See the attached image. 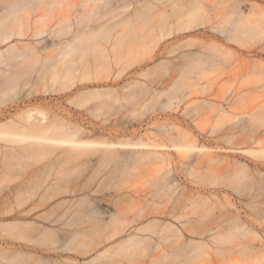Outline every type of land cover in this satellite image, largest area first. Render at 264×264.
<instances>
[{
	"label": "bare ground",
	"instance_id": "obj_1",
	"mask_svg": "<svg viewBox=\"0 0 264 264\" xmlns=\"http://www.w3.org/2000/svg\"><path fill=\"white\" fill-rule=\"evenodd\" d=\"M14 1L15 2L12 1V3H14V4H11L12 6L10 7L11 9L8 11V13H6V15L3 14L4 16L1 14V16H0V42L4 41L6 39H9L12 36H16V35H18V36L32 35L33 37H43L45 35H50L53 38L59 39V41L53 40L52 44L45 46L44 47L45 50H48V49L50 50L45 55L41 54V48L39 46H36L33 44H27L23 47H18L17 45H12V46H9L6 50L0 49V63H3L6 59L11 60L13 57L27 58L29 56H33V59L30 60L29 62H27V65L25 67H28V69L30 71L31 70L33 71V70H35V68H38L40 70V78L44 79L49 75V79L51 80V84L54 87L52 90H54V91H57V89H55V87H57V86H59L61 90L64 88L70 87V86H66L68 83H70L71 85H74L77 82H80V83L85 82L84 80L100 81L101 79L109 78V77L103 78L102 72L107 74V75L104 74V76H109L111 74V72L114 71V68H113L114 64H116V67H118L117 65H119L120 61H123V63H124V60H125L124 58H126L125 52L127 53V56H129L127 58L131 57V60L134 59L133 62L136 59H138V58L135 59L136 56H134V55L139 54V51H140L139 49H141V50L143 49L144 52L146 50V53L149 54V55L144 54V56L148 57V56H151V54H152V49L150 47V44H152L153 41L149 42V40L147 38H146V41H144V39L141 41L146 42L147 45H148V43H150L149 47L151 49L150 50L151 53H150V51H148L149 53L147 52L146 44H141L143 48L141 47V45L139 44V42H140L139 40H138L139 42L137 41L138 42L137 44L134 43V45L136 44L137 46L132 45L130 47L131 44L130 45L128 44V46H125L126 44L124 42L119 41V39H121L120 37H123V35H124L123 32H121L123 35H121V33L120 34L118 33L115 36V40L118 41L119 43H117L115 40H114V42H115L114 44H112V42H111V37H112L111 34H112V32L116 31L115 28L119 27V25L121 24L120 21H122V23L125 22V23H123L124 25L126 24V21H127L128 23L126 25H128V26L131 23L132 14L129 13L130 11L128 13H126L127 15H125V17H124V19H126V20H122L123 14H125V13L121 10L122 9L121 7H125L126 5L130 4L131 1L129 2L127 0H83L82 1V7L78 8L76 10L77 12L75 15L76 16L75 19H72L70 17H63V18H60V20L57 23H53L54 19L51 18V13L53 12V10L56 7H60V6L65 5V2L67 0H14ZM137 1L141 5L139 3L138 4L142 7H141V9L137 8L136 9L137 11L135 10V12H136L135 16L139 20L138 22L137 21H135V22H137L139 24L143 22L142 24L147 25L148 23H152L155 21L152 19H156V17L162 16V21L159 20L160 24L159 23L157 24V25H159L158 26V34L155 35L156 37L154 36L155 37L154 42L157 43V45L155 44L156 46H154V44H153V47L154 48L156 47L155 49H157L160 42L164 38L173 37V36L177 37L176 35L179 33L191 31L192 29L195 28V26L193 25L194 23L196 24V22H198L202 19H205L206 17L208 18V21L209 20L211 21L212 18L210 16V13L212 10H214L213 12L216 13L215 17H214V20H215V18L218 17V15L221 16V14L219 13L220 10H221V12L224 10L221 7L224 5L226 6L227 2L228 1L231 2L232 0H218V1L217 0H210V2H208L209 0L208 1L207 0H193L194 2H192L190 4L187 3L188 9L186 11H185L186 4L184 2H181L182 4L179 3L181 1V0H179V2L176 4L182 5L183 8H185V9L180 10L178 17L175 20H172V19L174 16H177V15L172 14L173 13L172 9H171L172 10L171 12H169V11L166 12V10H167L166 9L165 11L160 10L161 11L160 13L158 11L156 13L155 9L158 10L157 8H159V6H158L159 4L156 6V4L153 3V1H151V0H137ZM154 1H157V0H154ZM162 1L163 0H161V2ZM167 1H169V0H165L166 4H167ZM190 1H192V0H190ZM122 2L124 4H123V6H120V3H122ZM157 2L161 3L160 1H157ZM230 2H228V4ZM235 2H236V4L234 5ZM235 2L232 1V3H231V5L233 4L232 6L234 8L231 5L226 6V8L231 7L233 10L231 9V11L229 12L230 14L225 13V12H228L229 10L223 11V13H225L224 14L225 18H223V20L221 22H217L218 27H217V25H216V27L218 29H215V30L222 32L223 34L225 33L228 36V38H232V39H240L242 36L244 37L245 34H247L249 32H255L256 30H260V26H259L260 22L259 23L256 22V24H252L255 20H257V18L254 21H253V19L251 20L250 15H252V14L251 13L249 14L248 12L245 13L244 10L241 8V3L245 2V1L244 0H236ZM220 3H222L223 5L221 4L222 5L221 6ZM168 4L170 7L173 6L171 4L176 5L174 3V0H171V4L170 3H168ZM168 4H167V7H168ZM183 4H185V5H183ZM251 4L253 5V3H251ZM180 5L176 6L175 8L182 9V7H180ZM210 6L212 7L211 9H210ZM118 7L121 8L120 10L123 13L120 10L119 11L122 13V15L120 12H118V9H119ZM155 7H157V8H155ZM115 8L117 9V12L119 14L116 12L114 14H117L119 17L121 16L120 17L121 20H118L119 17L117 19L115 18V21L117 20L118 22H112L113 20L111 17H110L111 18V21H110L109 16L107 17V19L105 18V16L109 15L110 12L112 13V12L116 11V10H114ZM175 8H174V10H176ZM217 9H218V11H217ZM199 10H203V11L201 13H198ZM258 10H259V8H258ZM183 11H185V12H183ZM34 12H36V15H34ZM251 12H253L252 9H251ZM129 14H131V16H129ZM172 15H173V17H172ZM222 16H223V14H222ZM112 17H113V15H112ZM133 17H134V15H133ZM152 17H155V18H152ZM95 18H102V20H101L102 23L101 22H100V24L96 23V24H98L97 26H96V24H95V26L88 25L89 22L93 21ZM103 18H105L104 23H103ZM127 18H130V19H127ZM198 19H200V20H198ZM88 20H89V22H88ZM128 20H130V22ZM141 20H143V21L140 22ZM144 20H145V23H144ZM148 20H150L152 22H150ZM86 21L88 22V24L85 23ZM105 21H110L112 24L109 22L107 23ZM147 21H148V23L146 24ZM208 21L202 20L201 25H203L205 22L208 23ZM251 21H253V22L251 23ZM133 22H134V20H133ZM115 23H116V25H117V23H119V25L117 27H115L116 26ZM257 23L259 24L258 25L259 27H257ZM262 23H264V20ZM123 24H121L120 27H123L124 26ZM139 24H138V26L141 25V24L140 25ZM145 25L143 27H145ZM254 25H256V27H254ZM138 26L137 25L132 26V29L133 28L136 29V28H138ZM150 27H151V25H150ZM262 27H264V24ZM30 28L32 30L31 31L32 34L29 33ZM125 28L127 30L129 29V31H130L131 27L130 28L129 27L123 28L124 33L128 34V35H126V37L124 36L123 38L128 39L127 36H130L131 34L129 31L125 30ZM144 29L146 30L147 28H144ZM149 29L150 28H148V31H149ZM151 29H152V27H151ZM111 30H112V32H111ZM261 30H262L261 32H263V29H261ZM152 31H155V28H153ZM141 32H142V30H141ZM155 32H154V34H155ZM149 33L151 34L152 32H149ZM118 35H121V36H118ZM135 35L137 36V33H135ZM140 36L141 35L138 34L137 37H140ZM118 37H119V39L117 40ZM149 37L151 39V36H149ZM143 38H144V36H143ZM152 39H153V37H152ZM193 39H195V38H193ZM232 39H230L229 41H231ZM121 40H124V39H121ZM129 40H130V37H129ZM147 40H148V42H147ZM190 40L192 41V38ZM190 40L189 41L187 40V43L191 42ZM127 41L128 40H126V42ZM130 41H128V43H130ZM120 42H122V44ZM213 42H216V41H213ZM213 42H210L209 45L205 46V49L206 48L209 49V50L206 49L207 52L187 51V53L186 52H185V54L183 53V55H184L183 58H185V60L182 58L184 60V64L181 61H178L176 64L174 63V62H176V60H179V59H177L178 56H165L167 54V52L165 49H161L162 48V45H161L158 52L157 53L154 52L155 54L153 57H155V58L158 57V58H163V59L160 60L156 64L154 63L155 65L153 64L154 65L153 67L149 66L148 67L149 70L146 69L145 71H147V70L150 71V69L153 70L154 67H157V68L160 67V69H164L162 67L169 66V68L168 67L165 68V70H166V69H170L173 65H174L173 68L174 67L176 68L177 66H179L178 64L181 62L180 65L183 64L182 67L180 66L183 70V73L181 75L182 78L186 77V75H188V74H193L196 70H200L201 72H203L206 68H208V67H206L208 65L207 61L212 60L215 64H219V63H221V61L218 58H220V57L223 58L224 56L226 57L227 53L221 52L222 49H225V47H224L225 45L223 46L221 43L217 44V42L215 44H211ZM181 43L182 42H180V44ZM138 44L140 46H138ZM194 44H195V42L193 43V46L196 45V44L195 45ZM123 45L126 48H124ZM191 45H192V43H191ZM175 46H174V48H175ZM184 46H185V44L183 45V47ZM208 46H210V47H208ZM119 47H121V49L123 51L125 49V51L123 52ZM138 47H139V49H138ZM154 48H153V50H154ZM174 48L172 50V54H174L177 51L176 48H175L176 50L174 51ZM184 48H186V47H184ZM187 48H188V46H187ZM228 49H229V47H228ZM7 53L9 54L8 55L9 57L6 55ZM142 54H143V52H142ZM142 54H141V56H142ZM132 56H134V58ZM4 57H7V58H4ZM153 57L151 58V60L153 59ZM127 58L125 61L126 62L128 61V64H129L130 59L127 60ZM139 58L141 59V62H144V59H142L141 57H139ZM138 60H136L135 62L138 63L139 62ZM126 62H125V64H126ZM132 64H134V63H132ZM171 64H173V65L170 66ZM205 64H206V66H205ZM215 64L212 66L209 63L208 66L210 67V65H211L212 67H214V66H216ZM120 65H122V64L120 63ZM123 66H127V65H123ZM22 67L24 70L25 67L24 66H22ZM92 67L94 68V70L96 69L95 70L96 73L94 72L95 74H94L93 78L91 77L92 76V70H93ZM128 67L130 68V66H127L126 68H128ZM89 68H91L90 69L91 71H89ZM112 68H113V70H112ZM28 69H26L24 72H20V71L4 70V69L0 68V74H1L0 75V99H3L4 102H6L7 99L17 100L16 97L19 94V89H18L19 86L21 84L25 85L26 83H28V81L31 80V79H29L31 76L25 77L26 73H28ZM124 69H125V67L122 70H124ZM109 70H111V71H109ZM119 71H121V69ZM145 71H143L142 74L140 73L141 76L142 75H144V76L148 75L147 72H145ZM109 72H110V74H109ZM23 74H25V75L22 76ZM142 85H141V87H142ZM179 85L180 84H175L172 86L171 95L168 97V99L161 100L160 101L161 105L159 104L160 102L158 104L156 103L157 105L161 106V108H160L161 110H164L163 108H169L170 110L171 109L176 110L178 108V106L181 104V102H183L182 98L176 99L177 98L176 89ZM144 87H146V86H144ZM144 87H143V89H144ZM48 90L49 89H46V91H48ZM101 91L102 90L99 87H97V88L92 87L86 91L80 92V94H78L79 98L76 95V96H74L73 99H76L78 101V99H80V97H83V95L85 96L86 93H93L92 95L94 97H100V96L102 97L103 94ZM143 91L146 92V90H143ZM147 92H149V91L147 90ZM140 94L141 93H139V95ZM133 95L136 96V93H133L132 96ZM123 96L128 97V96H130V94L128 93L127 95H123ZM117 98H118L117 100H119V97H117ZM73 99L71 101H74ZM91 100H93V102H94L95 99H91ZM101 100L104 101V99L99 100L100 104H98V106L100 105V107H101V102H102ZM110 100H112V99H110ZM125 100H123V101H125ZM145 100H147V99H145ZM145 100H143V102L146 103L144 105L138 99V104L141 103L142 106L140 104L141 107L140 106L139 107L141 109L139 110L138 109L139 107H138V108H136V111H137V109L139 111H141V113L138 111V113L141 115V117H144V114H145L144 113L145 111H143V110L146 108L148 110L147 103L150 101V99L148 101H145ZM154 100L156 101L157 99H154ZM84 101H86V99H83L82 101L80 100V102H82V105L83 104L85 105L88 103V99H87V103ZM96 101H98V100L96 99ZM96 101H95V105L92 106L93 108L96 107V105H97ZM105 101H106V103L108 102L107 100H105ZM113 101H114L113 103L115 104L116 103L115 99H113ZM132 101H133V99H132ZM89 102H90V99H89ZM133 102H131V103L133 104ZM152 102H154V101H152ZM152 102H149V103L152 104ZM131 103H129V104H131ZM135 103H137V99H136V102H134V106H135ZM208 103L211 105L210 101L209 102L207 101L206 104H208ZM107 104H109V103H107ZM116 104H118V103H116ZM116 104L114 106H116ZM209 104L207 106H209ZM119 105H121V104H119ZM199 105H201V104H199ZM263 105H264V103H263ZM103 106H105V105H103ZM121 106L126 107L125 104H124V106L123 105H121ZM187 107H189V106H187ZM251 107H252V105H251ZM155 108H154V110H156ZM247 108H249V107H247ZM196 109H197V107H196ZM154 110L152 108V111H154ZM191 110L192 109H190V112H191ZM200 110H199V112H200ZM223 110H225V109H223ZM258 110L261 112L260 109H258ZM148 112H149V110H148ZM190 112H188V113L190 114ZM199 112H197V113H199ZM226 112H228V111H226ZM262 112L264 113V110H262ZM133 113H136V112H133ZM142 113H144L143 116H142ZM183 113H185V112H183ZM197 113H196V115H197ZM223 113H224V115L226 114L224 111V112H222L221 115H223ZM139 114H137V115H139ZM227 114L225 116L229 115V114L228 115ZM247 114H249V113H247ZM254 115H255V112H254ZM256 115H258V114H256ZM234 117H236V116L234 115ZM192 118H193V116H192ZM194 118H196V117H194ZM221 118H223V117H221ZM248 118H250V117H248ZM67 121L68 120H66L65 116L60 115L57 112L49 113L48 111H46L45 109H42V108H26L23 111L19 112V115L17 116V118H8L4 122L2 120H0V171L3 172V170L6 167V169L4 171L8 170L10 172V170H11L13 172L15 170L16 174L18 173V175L20 176V179H18V177H17V179H14V180H17L15 183L18 182L17 186H14V187H16L15 188L16 189L15 196L12 195L14 197V199L11 200V198H13L11 196H9L11 198L6 197L9 194H7L6 196H3V199L6 197V199L7 198L10 199V201L8 200L9 203L8 202L4 203V204H7L6 208L0 209V258H1L0 264H143L142 262L146 257H151L152 255L154 256V254H155V259H156L155 261H157V264H165V263L181 264V262L179 263V260H181V259L178 260V257L181 258L182 255H178V251L181 253L183 248L186 247L187 245H188V247H191V246L194 247L193 246L194 244L196 245L195 247L198 246V248H196L197 250L194 252L200 253L199 255L201 256V255H203V253L201 254L202 249L199 252V250H200L199 243H203V244L205 243L204 244L205 247H209L207 245H210V242L213 243L214 245H216L215 243L223 244V243H225L224 240H227L228 241V242L226 241L227 244H229V243L231 244V242H232L233 247L236 244L239 247L238 248L237 246H235L237 248L234 247L233 248L234 250L229 248V249H231L229 252H231V251L235 252V250H237V252H240L238 254H242V253L245 254L243 251V248H244L243 246L246 245L245 242L244 243H242L243 241H237L236 242L237 239L235 240V238H232V237H236V236L238 237L239 235H241V236L243 235V237H238V238H240V239L241 238L242 239L247 238L249 242L253 241L255 239L258 240L256 237H258L259 240L264 239V238H260L261 236L259 235V233L256 230H253L252 227H251L252 229L250 227H247L246 223H244L241 219H237L238 218L237 216H236L237 218H235V216H234L235 214H233L232 211H231V214H232V217L234 216L233 220L235 219V221L231 222L232 219H230V220L224 219L223 220V222H225V221L227 223L230 222L229 225L227 224V227H228L227 230L228 231L226 230V227L223 228V226L220 223H217L216 226H213L214 220L216 219L215 214H216L217 208L214 209L215 208L213 205L214 202L209 197V194H207L206 192L197 191L196 193H198V194L196 197L195 196L193 197L194 192H192V193L190 192V194H192L193 199L190 197L187 198L186 196H188V195H186L185 196L186 198H185L183 193H182L183 196L181 194H179V192H181V191L186 192L185 191L186 186H185V188H183L184 191L181 190L180 189L181 185H180L179 181L171 175L172 169H171V171L170 170L167 171V169L164 171L165 168H163V162L166 163L167 158L165 156V152H163L161 149H165L166 147H168L167 145L155 143V142H151V141H145L141 138H139V140H134V138H132V137H129L123 141H113L112 139L108 140V139H106V137L105 138L101 137L102 138L101 140H99V139L97 140L96 135H98V134H96L95 131H93L95 137L92 134H91L92 137L91 136L88 137L89 133H92V131L85 130V128H83V126L78 124V123L71 124L70 122H67ZM234 123H237V122H234ZM246 123H248V121H246ZM155 124H153V125H155ZM158 124L159 123H157V125ZM237 124H235V125H237ZM254 124L257 125L255 122H254ZM222 125L225 126L224 124H222ZM235 125L231 126L232 128L228 127L226 130L230 129L229 131H232L231 129H234ZM219 126H217L215 128L217 129ZM238 126H240V125L238 124ZM160 127H161V130L163 133L170 136L169 137L170 139L173 138V140H174L175 138L180 137L181 139L184 140V142H180L181 140L176 141V139H175V141H172V139H171L172 144L175 142L173 144V146H174L173 148L176 149L177 151H179L178 153L183 155V158L186 157V159L189 158L191 160L193 157L192 158H190V157H191V155L194 156V153H195V152L193 153L194 150H197V152H199V153L201 152L200 154H202L203 157L205 156V154H207V157H204L205 159H207L209 157L211 160H213L215 158L211 154L212 149L210 147L204 145L203 142H202V144H199V143L197 144V142H199V141H195L196 143H194L192 141L193 139H191V138H190L191 140H189L188 142H185V138L187 137V135L190 134V133H188L189 130L187 131V129L186 130L184 129V131L182 132L180 130L182 128L181 126L173 127V125H172V126L168 127V125H166V124H162ZM242 127H243V124H242ZM244 127H245V125H244ZM246 127H248V126H246ZM246 127L242 128V129L239 128V130L240 129L242 130V131L241 130L240 131L243 132V135H244V132L246 131V129H247V132L250 131L252 133L253 132L258 133V131L261 129L260 128L259 130L256 131V129H253L254 127H252V126L248 127V128H246ZM183 128H182V130H183ZM236 128L237 127H235V130L237 131ZM249 128H251L253 131H251V129H249ZM255 128H257V127L255 126ZM179 130H180V132L178 133L177 131H179ZM87 131H89V133ZM186 131L188 134L186 133ZM240 131H238V132H240ZM235 132H232L233 135L230 134L231 135L230 137H232V140L234 139L233 137L234 136L236 137V135H237L236 134L237 132L236 133ZM250 132H248V133H250ZM150 133H152V131ZM210 133H213V132H210ZM215 133H217V132H215ZM192 134H190L189 137L192 136ZM253 134H252V136H253ZM180 135L184 136V137L186 136V137L183 138ZM255 135L253 136V138L255 137ZM189 137L186 139H189ZM242 137H243L242 134H240V139ZM247 137L245 136V138L243 140L244 142L241 141V142L245 143V145H247L248 143H251V141L249 142V140H251L252 137H250L249 135ZM249 137H250V139H249ZM260 137H258V139ZM262 137H263V135H262ZM196 139L198 140L197 137L196 138L194 137V140H196ZM246 139H248V141ZM255 139H252V140H255ZM261 139L262 138H260V140ZM263 139H264V137H263ZM263 139L261 140V142L259 140L256 142V143H258V146H259V144H260V146H263V149L258 150V149L248 148V149H243V150H245L247 153L252 152L253 155L250 154L252 156H255L256 155L255 153H257V152H258L257 153L258 155H259V152H260V154L263 153L264 152V145H261L262 143H264ZM154 140H155V138H154ZM177 140H179V138H177ZM245 140H246V142H245ZM1 141L2 142L5 141L6 144L4 145L3 143H1ZM235 141H237V140H234L233 142H235ZM228 142H229V140H228ZM233 142L231 141V144ZM232 145L234 146L237 144L234 143ZM238 147H239V145H238ZM121 148H125L128 150L125 152H121L120 151ZM219 148H220V150H223V149H221V147H219ZM202 151H204L205 154H203ZM212 153H214V152H212ZM196 154L197 153H195V155ZM198 156L199 155L197 154V156H195V157L197 158ZM46 157H49L48 162H46V163L43 162L44 164H41L40 162L42 159H48ZM217 157H218V155H217ZM195 159H193V160H195ZM199 159H202V157L198 158V160ZM223 159L215 158L214 160H216V162L211 161L212 162L211 164H213V166L210 165V167H214V163L216 165L219 163V165L222 167V164H220V161H221V163H223L226 158L224 160ZM228 159H229V156H228ZM228 159H226V160H228ZM261 159H263V158H261ZM193 160H191V161H193ZM71 161H74V163L77 162V164H76L77 166L76 165H75L76 167L73 166V169L75 168L74 171H73V169L70 170L71 173L74 172V173H72V176L74 174L78 173V175H75V176H81L82 175L83 179H80L81 177H78L77 180L73 181L74 183H72V181H65L66 184H64L63 183V176L66 175V172H65V169L61 166V164L65 163V162H71ZM155 161H159V162L163 161L162 163H160L162 165V167L158 162L157 163H158V166L161 167L159 170L161 171V169L163 168V171L165 173H162V172L155 173V175H157V174L158 175L155 177L153 175V177H154L153 178L152 172H151L152 169L150 170L148 165L144 166L142 164H145V162L152 163ZM203 161H205V160H203ZM206 161L208 162V159ZM230 161L231 160L229 159V162ZM233 161H235V159ZM135 162L137 164H139V162L142 163V164H139V165H141L140 167L138 165V167H136V169L134 168L135 170H137V168L138 169L142 168V166L145 168H147V167L149 168L146 171L143 170V172H147L150 170V175L148 174V176H149V179L151 177L153 179L151 178L152 182L149 181V182H151V183H149V184H151V187H148V189L152 188V191H150L152 193H149L148 196L151 197L154 194L153 197L156 198V195H157L156 200L165 198V200L168 202V204H170L169 207H167L166 205H168V204L165 205L163 203V201H160L159 203L158 202L156 203L153 201V203L150 204L148 201L149 198L144 196L145 197L144 204L149 203V205L143 206V204H142V206H141L138 203L135 204V206L133 207L134 210H135V207L136 208H137V206L138 207L140 206V207L138 209H136L135 211H133V212H135L134 214H133V212L129 213V214H133L132 216H129L126 214L127 211L125 212L122 207H120L121 209H119L115 205L117 210L113 211V210L109 209V207L107 208L108 209L107 210L105 208V206H103L101 204L102 201L108 202L107 203L108 206H109V204L110 205L112 204V206H113L115 203H118V202H116L114 196L111 194V190L115 188L116 184H117L116 187H118L121 180H122L121 183L126 181V180H127V182L131 181L130 179L132 178L131 176L133 174H129V172H131L132 171L131 169H133V168H130L129 164H131V165L134 164V167H135V165H137V164H135ZM225 162L223 164L226 165L227 161H225ZM240 162L239 163L237 162L236 166L234 165L235 169L239 168V170H240L241 166H238V164H240ZM37 163L40 164L39 168H38V166H34V165H38ZM157 163L153 164L154 167L157 166ZM88 164L89 165L91 164V166H92L91 167L92 170H90L91 171L90 173L88 172L87 174H85L86 167L83 170L84 173L82 170H81L82 173L79 172V170L77 172L76 168L79 165L80 166L78 167V169H80V167L82 165L85 166ZM207 164H209V162ZM229 164L226 165L224 168L228 169V171L230 172V171H232L231 162ZM244 164H246V165H244ZM244 164L242 163L243 166L241 167V169L243 172V176L245 178V175L247 176V174H249V173L245 174L244 172H247L248 169L250 168V166H247L248 165L247 163H244ZM165 165H164V167L169 165V163L166 166ZM151 166H152V164H151ZM186 166H187L186 170L188 168L189 169L192 168V167H190V164L186 165ZM229 166L231 168H229ZM245 166H246V168H243ZM7 167H9V168H7ZM170 167H172V166L169 165V168ZM221 167L219 168V170L223 168V167L222 168ZM226 167H228V168H226ZM16 168H18V170ZM156 168L154 169V171L157 170ZM224 168L221 170V172L217 169L220 173L218 171H215V172L213 171L214 173L212 172V176L214 177L215 175H213V174H215V173L217 174V172H218V175L219 174L222 175L223 172H226V174H225L226 178H222V180L225 179V180L229 181V179L230 180L232 179L231 182L233 181V183L230 184V182H228V184H229V186L232 184L235 186V184L238 180L237 178L240 177V172L238 171V173H237V171L236 172L234 171L235 169L233 170L232 174L234 176L236 173V175L234 177L237 179L234 182V179H233L234 177L230 178V177H232V175L228 179V177L226 176L228 171H223V170H225ZM28 169H31V170L29 171ZM193 169H194V167H193ZM54 170H56L57 172H55ZM129 170H131V171H129ZM203 170H204V168H203ZM8 171L5 173L10 174V173H8ZM154 171H153V174H154ZM210 171H212V170L210 169ZM15 172H13V174ZM187 172H189V174H190V172H192V171L187 170ZM258 172L260 173V174H258L260 176L262 173H264L263 171L262 172L258 171ZM5 173L3 175H5ZM140 173L141 172H139V174ZM208 173H210V172H208ZM101 174H103L102 175L103 179L101 178L102 182L104 180H106V181L103 183L99 182L100 183L99 186L105 184L106 187H108V189H106V191H104V188H106L105 186L104 187L102 186L103 188L102 187L100 188L99 186H97L96 178H99L101 176ZM125 175H126L125 178H127V179L123 180V177ZM128 175H129V178H128ZM141 175H142V173H141ZM218 175L215 176V178H214L215 180H216ZM263 175L264 174H262L261 177H264ZM133 176H135V175H133ZM205 177L206 176H204V178L201 177L200 180L205 179ZM119 178H121V180ZM253 178H257V177H253ZM67 179H68V177H67ZM107 179L110 180L109 183H108ZM149 179H147V180H149ZM12 180L13 179H10V181H8V182H5V181H7V180H5L3 182H5V185L6 184L9 185L8 183L11 184L14 181V180L13 181ZM217 180H216V182H217ZM249 180H252V178ZM259 180H261L262 183L264 182L263 178L259 179ZM206 181L207 180L205 179V182ZM209 181H210V179H209ZM209 181H208V183H209ZM214 181H213V183H214ZM67 182L68 183L70 182L71 185H67L68 184ZM118 182H119V184H118ZM246 183L249 184V183H251V181L249 183L247 181ZM0 184L2 185L1 182H0ZM226 184H224V186L228 187ZM238 184H236V185H238ZM233 185H232V188H233ZM258 185H261V184H258ZM2 186H1V189H2ZM243 186H245V185H243ZM243 186H241V187H243ZM247 186H245V187L247 188ZM110 188H112V189H110ZM119 188H120V186H119ZM148 189H147V191H148ZM235 189L237 190V188H235ZM10 190H9L10 193L14 192V191H12L13 190L12 188H10ZM100 191L105 192L103 194V196H101V197L92 196V194L93 193L95 194L96 192H98L100 194ZM242 191H244V189ZM242 191L239 190V192L243 193ZM252 191L254 192L253 189H252ZM256 192H257V190L254 193H256ZM80 193H83V196L81 195L82 197H76ZM98 193H96V194H98ZM204 193L206 194V196H204L205 198L202 197L203 201H201L199 196H202ZM251 194H249V195H251ZM263 194H264V192H263ZM263 194H261V195H263ZM225 195L226 194L224 193V196ZM252 195H251V197L254 198L255 196L254 195L252 196ZM67 196H69V197H67ZM189 196H191V195H189ZM213 196L215 197L216 195H213ZM181 197H183V199H184L183 201L181 200L182 202H185V200L188 199L187 202H190V203L188 204L187 202H185V204L182 205L183 203H181V202L179 203ZM216 197H218V196H216ZM195 198L200 200L199 203L195 202L197 200ZM261 198H259V199H261ZM145 200L148 201V203H145ZM229 200H231V198H229ZM207 201L212 202V203L211 202H209V203L212 204L210 207H212V208L214 207L213 212H212L211 208L206 209V206L209 204ZM252 201H253L252 203L250 202L251 205L254 204L255 200L252 199ZM262 201H264V200H262ZM167 202H165V203H167ZM230 202L232 203V201H230ZM260 202L261 201H259V203ZM176 204H180V208H181V206H183V207L181 209H179V207H177ZM200 204H202V207L205 206L204 207L205 209L202 207L200 208V211L203 210L202 212L198 211L199 210L198 205L201 206ZM203 204H204V206H203ZM248 204L249 203H247V207H249ZM255 204H256V202H255ZM220 205H221V203L217 207H218L219 211L222 210L221 213L224 211L229 213L228 210L223 211L225 206H224V208H220ZM3 206H5V205H3ZM3 206L0 204V207H3ZM142 207H144V208H142ZM145 207H149L148 210H147V208L145 209ZM221 207H223V206H221ZM234 207H236V206H234ZM252 208L253 207H251L250 209H252ZM225 209H228V208H225ZM105 210H107L109 212H105ZM209 210H211V211H209ZM260 210H264V209L259 208L258 210L256 209L255 211L260 212V214L259 213L258 214L260 216H262L263 214H261ZM221 213L216 215V217L218 216V219H220L219 217L224 218V216L227 215V213H226V215L222 214L223 216H220ZM194 214L199 215L200 218L198 219L196 217V215L194 216ZM229 215H230V213H229ZM229 218H230V216H229ZM236 220H237V222H236ZM238 220L240 222H242L241 225H240V223H238ZM231 223L237 224V226L234 224L235 225L234 227H236V228H233V225H231ZM220 225L222 226L223 229H225L227 231V232H224L226 234H222L223 231H225V230L220 229L221 228ZM182 227H184L186 230H189V231L192 230L193 232H195L194 235H202V237H204V238L206 235L208 237L209 236L210 237H209V239H206L205 241L200 240L198 243L197 242L193 243V241H195V239H193V240L191 239L190 243L192 245L190 243H189L190 244L189 245L186 240H185L186 242L183 241L184 240L183 239L184 229ZM215 228L222 231V233L219 230H218L219 231L218 232ZM214 229L217 231L218 234L214 233L215 232ZM229 230H231V231H229ZM149 232H151L152 234H150ZM96 236H98V237L96 238ZM244 236H246V238ZM248 236H249V238H251V240L248 238ZM252 238H254V239L252 240ZM181 239H182L181 242H183V244L185 243L187 245H183L182 243L181 244L178 243ZM185 239H186V237H185ZM232 239H234L235 242H234V240L232 241ZM188 240H190V238ZM220 240H222V242H220ZM165 243H167V244L170 243V244L165 247ZM260 243L262 244V241L259 242V245H258L259 247H260ZM203 244L200 246H203ZM241 244H243V245H241ZM254 244L257 245V243H254ZM100 245H102L103 248L99 249ZM180 245H181V247L183 245V247L181 248L182 250L179 249ZM256 245H255V248L257 251ZM218 246H220V244H218ZM221 246H226V244H223ZM240 247L242 248V250L238 251V249H241ZM247 247L250 250V251L247 250V252L249 251L250 254L247 252L246 253L249 255L252 254V256L247 257V255H246V257L250 258V259L258 258V257H256V258L253 257V255L258 256V255H255L256 251L254 249L251 250V248H254V246L252 247L251 244L249 245V243H247L245 248H247ZM216 249L217 248H215V250ZM218 249L219 250H216V252L218 251V253H220L221 248H218ZM188 250L189 249H186V251H188ZM161 251H163V253H160ZM252 251L255 253H253ZM189 252H192V251H189ZM206 252L207 251H205L204 253L210 254L209 252H207V253ZM182 253H183V251H182ZM262 253L263 254L261 255V251L259 253L257 251L256 254H259V256L260 255L263 256L264 252H262ZM187 254H188V252L185 255H187ZM185 255H183V256H185ZM188 255H189V257L191 256V254H188ZM199 255H198V257H199ZM195 257H197L196 254H195ZM258 259H260V258H258ZM153 261L154 260H152L150 262V264H153L152 263Z\"/></svg>",
	"mask_w": 264,
	"mask_h": 264
},
{
	"label": "rangeland",
	"instance_id": "obj_2",
	"mask_svg": "<svg viewBox=\"0 0 264 264\" xmlns=\"http://www.w3.org/2000/svg\"><path fill=\"white\" fill-rule=\"evenodd\" d=\"M12 1L15 2L14 0H0V16H1V14L2 15L3 14L6 15V13H8V11L11 9L10 8L12 6L11 4H14V3H12ZM82 1L83 0H67L65 2V5L60 6V7H56L53 10V12L51 13V18L54 19L53 23H57L60 20V18H63V17H70L72 19H75V17H76L75 15H76V12H77L76 10L78 8L82 7ZM127 1H129V2L131 1V3L128 4V5L125 4L126 6L125 7H121L122 9L118 7L119 8L118 12H120L122 10L125 13V14H123L122 20H126V19H124V17H125V15H127L126 13H128L130 11L129 13L132 14L131 23L128 26V25H126L128 23L126 21V24H125L126 26H125L123 24L125 22L122 23V21H120V23L124 25V26L122 25L123 27H120L121 24L119 25V23H117V25H116V23H115V25H116L115 27H117L118 25H119V27L115 28L116 29V31L114 30L115 32H112L113 29L111 30V32H112V34H111L112 35V37H111L112 44L115 43L114 42L115 36L118 33L120 34L121 32H123L124 35L121 33V35H123V37L124 36L126 37V35H128V34L124 33V29H123L124 27H129V28L131 27V29H132V26H136V25L138 26V24H139V23H137L139 20L135 16V13H136L135 10L137 8L141 9V7H142V6H140L141 4L137 0H127ZM151 1H153V3H155L156 6L159 4L158 6H159L160 9L155 7V8L158 9V10L155 9L156 13H157V11L160 13L161 11H165L166 9H167L166 12L167 11L171 12L173 10L172 14L173 15H177V16L173 17V15H172V17H173L172 20H175L178 17V15L180 13V10H184L185 9L180 4L179 5H180V7H182V9L175 8L176 6H179V5L176 4V3L179 2V0L178 1L174 0V3L176 5L171 4V0L167 1V4L170 3L171 5H173L171 7L169 6V4H168V7H167V4H166L165 0H163L165 3L163 1L161 2V0H157V1H160L161 3L157 2V1H154V0H151ZM187 1L186 0H181L179 2V3L184 2L186 4L185 11L188 9L187 8V3L190 4V3L194 2L193 0L192 1L187 0ZM232 1L235 2L236 0L235 1L232 0ZM232 1L231 2L228 1L230 3L228 4V2H227L226 6H230ZM244 1H245V2H243L244 4L241 3V8L244 10L245 13L248 12L249 14L250 13L252 14V15H250L251 20L253 19V21H254L257 18L258 21L257 20H255L254 22L251 21V23L253 22L252 24H256V22H258V23L260 22L259 23L260 25L257 23V27L260 26V30H256L255 32H249V33L245 34L244 37L242 36L240 39L228 38V36L225 33L223 34L222 32H219V31L215 30V29H218L217 28L218 27L217 22H221L223 20V18H225L224 14L225 13H229L231 11V9H232L231 7L230 8L228 7L229 9L226 8L225 5H224L225 7L222 6L223 2L220 3V5L222 4L221 5L222 7L220 5L219 6L224 9V10L222 9L223 11L229 10L228 12L223 13V11L221 12V10H220L221 8H220L219 9L220 10L219 13L221 14V16H219L217 14L218 17H216L217 19L215 18V20H214V17H215L216 13L213 12L214 10H212L211 13H210V16L212 18L211 21L210 20L208 21V18L206 17L205 19H202V20H205V21L207 20L208 23L205 22L203 25H201L202 24L201 23L202 20L198 19L200 21L197 20L198 22L195 21L196 24L195 23L193 24L195 26L194 29H192L189 32L179 33V34L176 35L177 37L173 36V37L164 38L160 42V44H159L157 49H155L156 47L155 48L153 47V44H154V46L157 45V43L154 42L155 41V37H156L155 35L158 34V26L159 25H157V24L160 22L159 20L162 21V16L161 17L160 16H158V17L155 16L156 19H152V20H155L154 22L148 20V21L153 23V24L152 23H148V21H147L146 24L148 23L149 24V25L147 24L148 26L145 25V24H142L143 20H141L140 22H142V23H140L141 25L139 24L140 25V26H138V28L140 27L139 29L135 27L136 29L133 28L132 30L130 29V31H129V29L127 30L125 28V30L129 31L131 35L129 34L130 36H127L128 39L120 37L121 39H124L125 41L119 39V37L117 38V40L119 39V41L124 42L126 44L125 45L123 43L125 46H128V44L129 45L131 44L130 47L132 45H134V43L137 44L140 41L139 42L140 45L141 44H146L147 52L152 49V54H151V56H148V57L144 56V54H146V55H149V54L146 53V50L144 52L143 49L141 50L138 47V49L140 50L139 51L140 55L139 54H135L134 56H136L135 59L136 58L139 59V60L138 59H136V60H138L140 63L138 61H137L138 63H136L135 62L136 60L133 62L134 59L131 60V57L127 58L129 56H127V53L125 52V54H126L125 56H126L127 60L130 59L129 60L130 63L132 62V63H134V64L136 63V64L135 65L132 64V63L128 64V61L126 62L125 61L126 58H124L125 59L124 63H123V61H120V63L122 65H120V63H119V65H117L119 68L116 67V64L113 65L114 71H112L111 74L109 72V74H110L109 76H104V74H106V73L102 72L103 73L102 74L103 78L104 77H109V78L101 79L100 81L84 80L85 82H81V83L80 82H77V83L75 82L76 84H74V85H71L70 83H68L66 86H70V87H67V88H64V89L61 90L60 87L57 86V87H55V89H57V91H54V90H52L54 87L51 84V80L49 79V75L46 78L43 79V78H40V70L38 68H35V70H33V71L31 70L30 71L28 69V67H25L27 65V62H29L30 60L33 59V56H29L27 58H24V57H13L12 58L11 57L12 58L11 60L6 59L3 63H0V68H2L4 70L20 71V72H24L26 69H28V73H26V75L23 74L22 76H24V75H25V77L31 76L29 78L31 80L28 81V83H26L25 85L21 84L19 86V88H18L19 89V94L16 97L17 100L7 99V101L5 100L6 102H4L3 99H0V120H2L4 122L8 118H17V116L19 115V112L23 111L26 108H42V109H45L46 111H48L49 113L57 112L60 115L65 116L66 120H68L67 122H70L71 124L78 123V124L82 125L83 128H85V130L92 131V133H89V131H87L89 133L88 137H90L91 134L94 136L93 131H95V133L99 135L98 136V135L95 134L97 140L98 139L101 140L102 138L106 137V139H108V140L112 139L113 141H123V140H126L129 137H132V138H134V140H139V138H141V139H143L145 141H151V142H155V143L165 144L169 148L166 147L165 149H161V150L163 152H165V156L167 158L166 163L163 162V161H160V162L159 161H155V162H152V163L145 162V164H142V163L139 162V164H142L144 166L148 165L150 170L152 169L154 171V169L158 166V163L160 164V163L163 162V168H165L164 171L166 169H167V171L168 170L171 171V169H172L171 175L179 181V183L181 185L180 189L184 191L183 188H185V186H186V188H185L186 192H182V191L179 192V194H181L182 196L184 194V197L186 195H188V196H186L187 198L190 197V198L193 199L194 196L195 197L197 196V194H198V193H196L197 191H203V192H206L207 194H209V197L214 202L213 205H214L215 208L214 207L213 208L214 209L217 208L216 214H215V218L216 219L214 220L213 226H216L217 223H220L223 226V228L226 227V230H227L228 229L227 224L229 225L230 222L229 223H227L226 221L223 222V220L224 219H226V220L227 219H229V220L232 219L231 220V222H232V221H235V219L233 220V218L235 216V218L238 217L237 219H241L244 223H246L247 227H250V228L252 227L253 230H256L259 233V235L261 236L260 238H264V216H263L264 215V212H263L264 210H260L261 214H263L262 215L263 217L259 215L260 212L255 211L256 209L258 210L259 208L260 209H264V206H263L264 205V201H262V200H264L263 199L264 198V194H263V192H264V182L262 183L261 180H259V179H262V178L264 180V177H261L262 174H264V173H262L261 176L258 175V174H260L258 171H260V172L263 171L264 172V163H263L264 162V152L261 153V154L259 152V155L257 154L258 153L257 152V153H255L256 154L255 156H252L253 155L252 152L251 153L248 152L249 153L248 154L245 150H243V149H248V148H253V149H258V150L263 149V146H260V144L258 146V143H256V142L258 140L261 142V140L264 137V134H263L264 133V113L262 112V110H264V105H263V103H264V27H262L263 24H264V23H262L263 20H264L263 19L264 18V0H244ZM208 2H210V0ZM251 3H253V5ZM123 4H124L123 2L120 3V6H123ZM185 4H183V5H185ZM235 4H236V2L234 3V5ZM173 7L176 10H174ZM211 8L212 7L210 6V9ZM258 8H259V10H258ZM251 9H252L253 12H251ZM114 10H116V11H114L112 13L110 12V14L105 16V18L107 19V17L109 16V18L110 17L112 18V20H113L112 22H118L117 20L115 21V18L117 19L119 16L117 14H114L115 12L116 13H118V12H117L116 8ZM185 11H183V12H185ZM202 11L203 10H199L198 13H201ZM217 11H218V9H217ZM122 13H121V15H122ZM131 14H129V16H131ZM222 14H223V16H222ZM34 15H36V12H34ZM112 15H113V17H112ZM133 15H134V17H133ZM120 17L118 18V20H121ZM155 17H152V18H155ZM105 18H103V23H104V19ZM111 18L109 19L110 21H111ZM127 19H130V18H127ZM101 20H102V18H95L93 21H90V22L88 20L89 24H88L87 21L85 23H87L88 25H91V26H95L96 23H99V24H100V22L102 23ZM133 20H134V22H133ZM110 21H105V22L111 23ZM128 21L130 22V20H128ZM135 21H137V22H135ZM144 23H145V20H144ZM97 25L98 24H96V26ZM144 25H145V27H143ZM150 25H151L152 29H151ZM216 25H217V27H216ZM254 27H256V25H254ZM144 28H147V29L145 30ZM148 28H150L149 31H148ZM153 28H155L156 32L152 31ZM140 29L142 30V32H141ZM261 29H263V32H261L262 31ZM31 31L32 30L30 28L29 29V33L30 34H32ZM149 32H152V33L150 34ZM154 32H155V34H154ZM135 33H137V36H138V34H140L141 36L137 37L135 35ZM121 35H118V36H121ZM143 36H144V38H143ZM149 36H151V39H150ZM129 37H130L131 41L129 40ZM152 37H153V39H152ZM146 38L149 40V42L153 41L154 43L153 42H152V44L148 43V45H147V43L144 42V41H146ZM191 38H192V41L190 40ZM193 38H195V39H193ZM143 39H144V41H141ZM230 39H232V40L229 41ZM53 40L54 41H59V39L53 38L50 35H45L43 37H33L32 35H26V36H18V35H16V36H12L11 38L0 42V49L1 50H6L9 46H12V45H17L18 47H23V46H25L27 44H33V45L39 46L41 48V54L45 55L50 50L49 49L45 50L44 47L49 45V44H52ZM126 40L130 41V43H128V41L126 42ZM148 40H147V42H148ZM187 40L188 41L190 40L191 42L187 43ZM213 41H216L217 44L221 43L223 46L225 45L224 46L225 49H222L221 52L227 53L226 57L225 56L223 58L220 57L221 59L218 58L221 61V63L215 64L212 60H209V61H207L208 65L210 63L212 66L214 64L216 66L212 67L210 65V67H209L208 65L206 66V64H205V66L208 67V68H206L203 72H201L200 70H196L193 74H188V75H186V77L182 78L181 75L183 73V70H182L181 67L184 64V60H185V58H183L184 57L183 53L185 54V52L187 53V51L207 52L206 51L207 48L205 49V46L209 45V43L213 42ZM116 42L119 43L118 41H116ZM122 42H120V43L122 44ZM180 42H182V43L180 44ZM194 42L196 44V45L194 44L195 46H193ZM216 42H213L211 44H215ZM191 43H192V45H191ZM139 44H138V46H140ZM149 44H150L151 49L149 47ZM184 44H185L184 47H186V48L183 47ZM124 45H123V47H124ZM161 45H162L161 49H165L166 52H167V54L165 56H178L177 59H179V60H176V62H174V63L176 64L178 61H181L183 64L180 65V63H181L180 62L178 64L179 66H177L176 68L175 67L173 68L174 65L171 64L170 66H172V65L173 66L170 69H166V70H165V68H167V67L169 68V66L162 67L164 69H160V67L159 68L154 67L153 70L150 69V71H148L149 70L148 69L149 66L153 67L156 63H158L160 60L163 59V58H158V57L155 58V57H153L154 54L158 52V50L160 49ZM174 46L177 49V51L174 54H172V50H173ZM187 46H188V48H187ZM141 47H142V45H141ZM152 47L154 48V50H153ZM208 47H210V46H208ZM228 47H229L230 50L228 49ZM119 48L121 49V47H119ZM124 48H126V47H124ZM175 48H174V51L176 50ZM207 50H209V49H207ZM124 51H125V49H124ZM142 52H143V54H142ZM150 53H151V51H150ZM141 54H142V56H141ZM6 55L8 56L9 54L7 53ZM134 56H132V57L134 58ZM139 57L144 59V62H141V59ZM152 57H153V59L151 60ZM4 58H7V57H4ZM125 62H126V64H125ZM123 65L130 66V68L129 67L126 68L127 66H123ZM22 66L25 67L24 70H23ZM124 67H125V69L122 70ZM113 68H112V70H113ZM90 69L91 68H89V71H91ZM92 69L93 70H92V76L91 77L93 78L94 74L96 73L95 72L96 69L94 70L93 67H92ZM120 69H121V71H119ZM146 69H148V70L145 71ZM109 71H111V70H109ZM143 71L147 72L148 75L147 76L146 75L145 76L144 75L141 76ZM200 72L202 74L204 72L205 73L202 75ZM142 84L144 86H146V87H144ZM175 84H180L177 87V89H176V92H177V98L176 99L182 98L183 102H181V104L178 106V108L176 107L177 109L175 108L176 110H174V109L170 110L169 108H163L164 110H161L160 109L161 108V106H160L161 102L160 101L168 99V97L171 95L172 86L175 85ZM141 85H142V87H141ZM92 87H95V88L99 87L102 90L101 92H102L103 96L102 97L101 96L100 97H94L92 95L93 93H86V95L85 96L83 95V97H80V99H78V101L76 99H73L74 96H76V95L79 98L78 94H80V92L86 91V90H88V89H90ZM143 87H144V89H143ZM46 89H49V90L46 91ZM142 89L146 90V92L143 91ZM147 90L149 92H147ZM128 93L130 94L131 97L130 96H128V97L127 96H123V95H127ZM133 93H136V96H134L135 94L132 96ZM139 93H141V94L139 95ZM117 97H119V100H117L118 99ZM72 99L74 101H71ZM83 99H86V101H84L86 103H87V99H88V103L85 104V105L84 104L82 105V102H80V100L82 101ZM89 99H90L91 103L89 102ZM91 99H95L94 102ZM96 99L98 101H96ZM100 99H104V101L101 100L102 101L101 102V107H100V105L98 106V104H100L99 103ZM110 99H112V100H110ZM113 99H115V102L118 103V104L115 103L116 106H114L115 104L113 103L114 102ZM122 99L123 100L126 99V100L123 101ZM132 99H133L134 102H136V99H137V103H135V106H134V102L132 101ZM138 99L144 105L146 104L145 102H143V100H145V99H147L145 101H148L150 99L149 102L154 101V102H152V104H150L148 102L150 105L147 103V107H148L149 112H148L147 108L144 109L143 111H145L144 112L145 114L142 113V116L144 114V117H141V115L138 113V111L141 109L140 107L142 106L141 103H140L141 106H140V104H138ZM154 99H157V100L155 101ZM105 100H107L108 101L107 103H109V104H107ZM95 101H96V104H97L96 107L98 106L99 108L98 107L97 108L96 107H94V108L92 107L93 105H95ZM130 101L133 102V104ZM207 101L208 102L210 101L211 105L208 103L210 107L207 106L208 105V104H206ZM129 103H131V104H129ZM156 103L157 104L159 103L160 105H157ZM102 104L105 105V106H103ZM119 104H121L123 106L125 104L126 107H122ZM199 104H201V105H199ZM251 105H252V107H251ZM187 106H189L190 108L187 107ZM196 107H197L198 110L196 109ZM247 107H249V108H247ZM136 108H138L139 110L137 109V111H136ZM152 108H153V110H154V108L156 110L152 111ZM190 109H192L191 112H190ZM223 109H225V110H223ZM258 109H260L261 112ZM186 110L188 112H190V114L193 116V118ZM199 110H200V112H199ZM224 111H225L226 114L228 113L229 115L227 114L228 116H225L226 114L224 115V113H223V115L225 117L223 115H221L222 112H224ZM226 111H228V112H226ZM133 112H136V113H133ZM139 112L141 113V111H139ZM183 112H185V113H183ZM197 112H199V113H197ZM246 112L249 113V114H247ZM254 112H255V115H254ZM196 113H197V115H196ZM137 114H139V115H137ZM256 114H258L259 116L256 115ZM234 115L236 117H234ZM247 116L250 117V118H248ZM194 117H196V118H194ZM221 117H223V118H221ZM246 121H248V123H246ZM234 122H237L240 126H238V124L234 123ZM254 122L257 125H255ZM157 123H159V124L157 125ZM153 124H155V125H153ZM162 124H166V125H168V127H170L172 125H173V127H178V126H181L182 128L184 127L183 130H182V128L180 129L182 132L184 131V129L185 130L187 129V131L189 130L188 133H190V134L193 133L194 134V135L192 134V136H190V137H189L190 134L187 135V137L185 136L186 138L189 137V139H186L184 136L180 135L181 137L185 138V142H188L191 139H193L192 141L194 143H196L195 141H199V142H197V144L198 143L202 144V142H203L204 145H206V146H208V147H210L212 149L211 154L217 159L218 158L219 159H223L224 157L226 159H228V156H229V159L231 160L230 161L231 162V166H232V168L229 166V168L232 169V171H230L231 173L228 171V169L224 168L226 165H228L230 163L229 159L228 160H226L225 158H224L225 160L223 159L224 162L227 161L226 165L223 164L224 162L221 163V161H220V164H222V167L225 169L223 171H228L229 172V173L227 172V175H226L228 177V179H229V177L231 175H232V177H230V178H233L236 175V173H235L236 171H237V173H238V171L240 172V177L237 178L238 180L235 177L233 178L234 182L237 180L236 184H238V183L239 184L236 185L234 183L235 186L232 184L233 185V188H232V185L229 186V184H228V182H230V184L233 183V181L231 182L232 179L231 180L229 179V181L224 179L226 182L224 180H222V178H226L225 177L226 172L222 171L223 174L222 175L221 174L218 175V172L219 171L221 172V170L223 168L219 165L218 162H217L218 163L217 165L214 163V167H210V165L213 166V164H211L212 163L211 161H213V162L215 161L216 162V160H214L215 158L213 160H211L208 157L207 159H208L209 164H207L208 163L206 161L207 159L204 158V157H207V154H205L204 151H202L203 154H205L204 157L202 156V154H200L201 152L199 153V152H197V150H194L193 153L195 152L199 156L196 158L195 156H197V154L195 155V153H194V156L191 155L190 158L193 157L191 160L196 158L195 160L191 161L189 158L186 159V157H184L185 158L184 159L183 155L179 154L178 153L179 151H177L176 149L173 148L174 147L173 144L175 142L172 144L171 139H172V141H175V139H176V141H180L181 140L180 142H184V140L181 139L180 137H177V138H179V140H177V138H175L174 140H173V138L170 139L169 135H167V134L162 132L161 127H160ZM222 124H224L225 126H223ZM235 124H237V125H235ZM242 124H243V127H242ZM234 125H235V127H237L236 128L237 131L235 130V127H234V129H231L232 131H229L230 129L226 130L228 127L232 128L231 126H234ZM244 125H245V127L246 126H248V127L252 126V127H254L253 129H256V131L259 130L260 128L261 129L258 131V133L253 132L254 134L252 132H250V131H248V132H250V133H248L247 129H246V131L244 132V135H243V132H241L242 131L241 129L245 128ZM217 126H219V127L216 129L215 127H217ZM255 126L257 128H255ZM248 127H246V128H248ZM239 128H241L240 129L241 131L239 130ZM249 129H251V128H249ZM180 130L177 131V132L179 133ZM151 131H152V133H150ZM187 131H186V133H187ZM238 131H240V132H238ZM251 131H253V130L251 129ZM210 132H213V133H210ZM215 132H217V133H215ZM232 132H235L237 134L236 137L235 136L233 137L234 138L233 140H232V137H230L231 136L230 134L233 135ZM240 134H242V136H243L241 139H240ZM252 134H253V136L256 134L254 138H253ZM248 135L250 137H252V139H255V138L256 139L255 140H252V139L249 140V142L251 141V143H248V144L246 143L247 145H245V143H243L244 142L243 140H244L245 136L247 137ZM262 135H263V137H262ZM193 136L195 138L197 137L198 140L197 139L194 140ZM250 137H249V139H250ZM258 137H260L262 139L260 140V138L258 139ZM154 138H155V140H154ZM228 140H229V142H228ZM234 140H237L238 142L237 141L233 142ZM246 140L248 141V139H246ZM246 140H245V142H246ZM231 141L233 142L232 144L236 143L237 145L233 146L231 144ZM241 141H243V142H241ZM1 143H3L4 145L6 144L5 141L4 142L1 141ZM238 145H239V147H238ZM261 145H264V143H262ZM219 147H221V149H223V150H220ZM127 150L128 149H125V148H121L120 149L121 152H125ZM212 152H214V153H212ZM250 154H252V155H250ZM217 155H218V157H217ZM201 157H202V159L198 160V158H201ZM46 158H48V159H42L40 163L44 164L43 162H45V163L48 162L49 157H46ZM261 158H263V159H261ZM234 159H235V161H233ZM203 160H205V161H203ZM237 162L238 163L240 162V164H238V166H241V167L243 166L242 163L243 164L247 163L248 164L247 166H250L251 169L249 168L250 170L248 169V171L246 170L247 172H244L245 174L249 173V174H247V176L244 174L245 178L243 176V172H242L241 167H240V170H239V168L235 169L234 165L236 166ZM156 163H157V166L154 167L153 164H156ZM168 163L172 167L169 168V165H167ZM37 164L38 165H34V166H38V168H39L40 164L39 163H37ZM76 164H77V162L74 163V161L65 162V163L61 164V166L65 169V172H66V175L63 176V183L64 184H66L65 181H72V183H74L73 181L77 180L78 177H81L80 179H83L82 175L81 176H75V175H78V173H77L78 170H79V172L82 173V171L86 167L85 174H87L88 172L90 173L91 172L90 170H92L91 164L90 165L88 164V165H85V166L82 165L80 167V169H78V167L80 166L79 165L76 168L77 169V172H76L77 174H74L72 176V173H74V172L71 173L70 170L73 169V166L76 167L77 166ZM135 164H137V163L135 162ZM139 164L135 165V167H134V164L133 165L129 164V167L133 168V169L134 168L136 169V167H138ZM151 164H152V166L154 168L151 166ZM189 164H190V167H192L191 168L192 170L189 169V168L187 169L188 171L189 170L192 171V172H190V174L186 170V167H187L186 165H189ZM164 165L166 167H164ZM244 165H246V164H244ZM140 166L141 165H139V167ZM219 166L222 169L219 170V168H220ZM148 167L145 168V167L142 166V168H139V169L137 168V170L139 172H141L142 175H141V173L139 174V172L137 170H135V169L134 170L136 172L133 169H131L132 171L129 170V171L132 172V173L129 172V174L135 175V176H133V175L131 176L130 175L132 177L130 179L131 180L130 182H127V180H126V181H124L125 183L124 182L121 183L122 180H121V178H119L121 180L120 181L121 185L118 182V184H119L118 187H116V185H117L116 184L115 188L113 187L114 189L110 188V189H112L111 190V194L114 196L116 202H118V203H115L113 206H112V204L111 205L109 204V206H108V204H107L108 202L102 201L101 204L103 206H105L106 209L109 207V209H111L113 211H116L117 208L121 209L120 207H122L125 212L127 211L126 214L129 215V216H132L135 213L133 211H135L136 209H138L140 207V206L139 207L137 206V208L135 207V210L133 209V207L137 203L139 205H141V206H142V204H143V206H145V205L147 206V205H149V203L152 204L153 201L156 202V203L157 202L159 203L160 201H163V203L165 205L168 204V202L165 200V198L156 200L157 195H156V198L153 197L154 194H153V196H151L152 198L150 196H148L149 193H152V192H150V191H152V188L148 189V187H151V184H149V183L152 182L151 178L153 177V175L155 177V176L158 175V174L155 175V173H159V172L165 173L163 171V168L161 169V171L159 170L162 167V165H161V167L158 166L159 168L158 167L156 168L157 170L154 171V174H153V171L151 170L152 177L150 176L151 178L149 179L148 174L150 175V170L147 171V172H143V170L146 171L147 169H149ZM193 167H194V169H193ZM7 168H9V167H7ZM203 168H204V170H203ZM209 168L212 171H210ZM226 168H228V167H226ZM243 168H246V166L243 167ZM5 169H6V167H5ZM16 169L18 170V168H16ZM74 169H73V171H74ZM4 170H3V172L0 171V182L3 185L2 186L0 184L2 186V189H3L2 190L1 186H0V189H1L0 190V197H1L0 198V204L2 206L3 205H5V206L0 207V209L6 208L7 204H4V203L5 202L7 203L8 200L10 201V199H8V198H11V197L15 196V191H16L15 188L16 187H14V186H17L18 182L15 183L17 180H14V179H17V177H18V179H20V176L18 175V173L16 174L15 170L13 171V172H15L14 174H13V172L11 170H10V172L7 170L8 173H10V174H7V173H5L7 171H4ZM28 170L30 171L31 169H28ZM233 170L235 171L234 172L235 173L234 176L232 174ZM54 171L57 172L56 170H54ZM213 171L214 172L218 171L217 174L216 173L213 174L215 176L218 175L217 178H216V180L218 179L217 182L214 179L215 176L214 177L212 176V172ZM208 172H210V173H208ZM4 173H5V175H3ZM83 173H84V171H83ZM198 174L202 178H204V176H206V177L208 176L207 178L205 177V179L207 181L205 182V179L200 180L201 177ZM102 175L103 174H101V176L99 178H96L97 186H99V184H100L99 182H102V180H101V178L103 179ZM126 175L123 177V180L127 179V178H125ZM67 177H68V179H67ZM253 177H257V178H253ZM128 178H129V175H128ZM251 178H252V180H249ZM10 179H13L14 181L12 180L13 182L11 181L12 182L11 184L8 183L9 185H7V184L5 185V182L10 181ZM147 179H149V180H147ZM209 179H210V181H209ZM5 180H7V181H5ZM3 181H5V182H3ZM105 181L106 180H104L103 182H105ZM107 181H108V183L110 182V180H108V179H107ZM149 181H151V182H149ZM208 181H209V183H208ZM213 181H214L215 184L213 183ZM247 181H248V183L251 181V183L247 184L246 183ZM69 183L67 185H71V183L70 184ZM224 184H226L228 187L224 186ZM242 184L245 185V186L248 185L247 188L245 186H243ZM258 184H261V185H258ZM102 186L106 187L105 184L101 185L99 187L101 188ZM119 186H120V188H119ZM241 186H243V187H241ZM10 188H12L13 189L12 191H14V192L10 193V191H11ZM235 188H237V190ZM106 189H108V187L104 188V191H106ZM147 189H148V191H147ZM243 189H244L245 192L242 191ZM252 189L254 190V192L257 190V192L254 193L252 191ZM239 190H241L243 193L239 192ZM98 192H96V193H98ZM190 192L191 193L194 192L193 197H192V194H190ZM96 193L95 194L91 193V194L94 197H96V196L101 197V196H103V194L105 192L100 191V194L99 193L96 194ZM224 193L227 196L226 195L224 196ZM251 193L255 196L254 198L251 197V195H252ZM260 193L263 194V195H261ZM7 194H9V195H7ZM249 194H251V195H249ZM81 195L83 196V193H80L76 197H82ZM189 195H191V196H189ZM213 195H216L219 198L216 197V196L214 197ZM3 196H6L8 198L6 199V197H5L3 199ZM9 196H11V197H9ZM144 196L148 197L150 199V200L148 199L149 203H148V201L145 200V203H148V204H144V199H145ZM204 196H206L205 193L202 196H199L201 201H203L202 199L205 198ZM67 197H69V196H67ZM258 197L259 198L262 197V198L259 199ZM229 198H231V200H229ZM12 199H14V197L11 198V200ZM195 199H197V198H195ZM252 199L255 200V202H256V204L254 202L255 205L252 204L253 206L250 204V202L251 203L253 202ZM181 200L182 201L184 200L183 197H181L179 203L181 202V203H183L182 205H184L185 202H187L188 199L185 200V202H182ZM200 200L197 199L195 202L199 203ZM230 201H232V203ZM259 201H261V202L259 203ZM165 202H167V203H165ZM209 202H211V201H209ZM187 203L189 204L190 202H187ZM211 203H209L208 205L206 204L207 205L206 209L211 208L212 212H213V208L210 207L212 205ZM220 203H221L220 208H224V206H225V208H228V209L224 208L223 211L224 210H228L230 215L226 211L221 213L222 210H220V211L218 210L217 206ZM247 203H249L248 204L249 207H247ZM115 205L117 206V208H116ZM176 205H177V207H179V209H181L183 207V206H181V208H180V204H176ZM200 205L201 206L198 205V209H199L198 211H200V208L202 207V204H200ZM166 206L169 207L170 204H168ZM203 206H204V204H203ZM221 206H223V207H221ZM234 206H236V207H234ZM250 206L253 207V208L250 209L251 208ZM204 207H202V208H204ZM142 208H144V207H142ZM146 208L148 210L149 207H145V209ZM107 210H105V212H109ZM202 211H200V212H202ZM209 211H211V210H209ZM231 211L233 212V214H235L233 217H232ZM131 212H133V214H129ZM225 212L227 213L228 216L226 215ZM219 213H221L220 216H223V215H226V216H224V218L223 217H219L220 219H218V216L216 217V215H218ZM195 215H196V217L198 219L200 218L199 215L194 214V216ZM229 216H230V218H229ZM236 222H237V220H236ZM238 223H240V225H241L242 222H240L238 220ZM234 224L231 223V225H233V228H236L234 226L235 225L237 226V224H235V225ZM222 226H221L220 229L225 230V229L222 228ZM182 228L184 229V237H183L184 240L183 241L184 242L187 241L188 244L191 242V239L192 240L195 239V241H193V243H196V242L198 243L200 240L201 241L202 240L205 241L206 239H209V237H210V236L208 237L206 235L205 238H204V237H202V235H194L195 232H193L192 230L189 231V230H186L184 227H182ZM216 230L218 231L219 229H216ZM216 230H215L214 233L218 234ZM226 230L223 231V233H222V231H220V230L219 231L222 234H226V233H224V232L228 231V230L227 231ZM231 230H229V231H231ZM149 233L152 234L151 232H149ZM97 237L98 236H96V238ZM185 237H186V239H185ZM238 237H243V235L242 236L239 235ZM238 237L236 236V237H232V238H235V240L237 239L236 242L237 241H243L242 243L245 242L246 245H247V243H249V245L251 244L252 247L254 246V248H251V250L254 249L255 251H256V248H255L256 244H254V243H257L256 247H257L258 253L261 251V255L263 254L262 252H264V243H263L264 239L259 240V238L256 237L258 239V240L255 239L257 242L255 240H253L254 238H252L253 241L249 242L248 239L246 238V236H244L246 239H244V238L240 239ZM189 238H190V240H188ZM248 238H249V236H248ZM249 239L251 240V238H249ZM233 240L234 239H232V241ZM235 240H234V242H235ZM181 241H182V239L178 243H180V244L182 243L183 244V242H181ZM224 241H225V243H223V244H226V246H221V245H223L221 243H215L216 245H214L213 243L210 242V245H207L209 247H205V245H204L205 243L204 244L203 243H199V248H200L199 252L202 249L201 254L203 253V255H201V256L199 255L200 253L194 252V251L197 250L196 248H198V246L195 247L196 245L194 244L193 245L194 247H192V246L188 247V245L184 243L183 245H187V246L184 247L183 250L181 249L183 247V245H182V247L180 245V248H179V249H181L183 251V253H182V251H181V253L178 251V255H182L181 258L178 257V260L181 259V260H179V263L181 262V264H264V255L263 256L260 255L262 257L261 258L259 256V254H256L257 251H256V253L252 251L253 253H255V255H258V256H254L253 255V257H255V258L258 257L260 259L256 258L257 259L256 260V259H253V258L252 259L247 258L248 256H252V254L249 255L250 254L249 253L250 250H249L248 247H247L248 249L245 248L246 245L243 246L246 249L245 250L243 248V251H244L245 254H243L241 252L243 255L242 254H238L240 252H237V250H235L236 253L233 252V251L229 252L235 246L238 247V245L236 244L233 247L232 242H231V244L230 243L227 244L228 241L227 240H224ZM258 241L259 242L262 241V244L260 243V247L258 246L259 245ZM220 242H222V240H220ZM169 244L165 243V247L168 246ZM202 244H203V246H200ZM218 244H220V246H218ZM241 245H243V244H241ZM237 247H235V248H237ZM100 248H103V246L100 245L99 249ZM215 248H217L216 250H219L218 248H221V252L220 251H219L220 253H218V251L216 252ZM229 248H231V249H229ZM186 249H189V250L186 251ZM241 250H242V248L238 249V251H241ZM247 250H249V251L247 252ZM189 251H192V252H189ZM203 251L204 252L207 251L210 254H205ZM187 252H188V254H191L190 257H189L188 254H187L188 256L185 255ZM246 252L249 253V254H247ZM160 253H163V251H161ZM195 254H196L197 257H195ZM183 255H185V256H183ZM198 255H199V257H198ZM246 255H247V257H246ZM152 260H154L152 262L153 264H157V261H155L156 260L155 259V254H154V256L152 255L151 257H146L143 260L142 263L143 264H150V262ZM165 264H168V263H165Z\"/></svg>",
	"mask_w": 264,
	"mask_h": 264
}]
</instances>
